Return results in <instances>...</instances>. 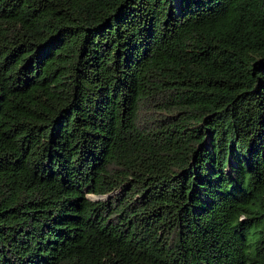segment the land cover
I'll return each mask as SVG.
<instances>
[{
    "label": "trees",
    "instance_id": "1",
    "mask_svg": "<svg viewBox=\"0 0 264 264\" xmlns=\"http://www.w3.org/2000/svg\"><path fill=\"white\" fill-rule=\"evenodd\" d=\"M0 264H264V0H0Z\"/></svg>",
    "mask_w": 264,
    "mask_h": 264
},
{
    "label": "water",
    "instance_id": "2",
    "mask_svg": "<svg viewBox=\"0 0 264 264\" xmlns=\"http://www.w3.org/2000/svg\"><path fill=\"white\" fill-rule=\"evenodd\" d=\"M178 2V0H176ZM106 195H95V194H91L90 197L92 199H98V198H104Z\"/></svg>",
    "mask_w": 264,
    "mask_h": 264
}]
</instances>
